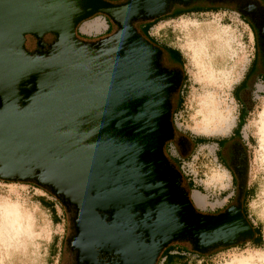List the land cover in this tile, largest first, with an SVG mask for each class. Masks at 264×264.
<instances>
[{
    "label": "water",
    "instance_id": "obj_1",
    "mask_svg": "<svg viewBox=\"0 0 264 264\" xmlns=\"http://www.w3.org/2000/svg\"><path fill=\"white\" fill-rule=\"evenodd\" d=\"M227 1L264 37L261 0H0V180L63 205L71 264H157L175 242L207 254L254 238L243 143L231 165L235 203L201 212L165 153L183 70L163 67L165 51L136 26L175 6ZM97 14L114 31L81 38L79 25Z\"/></svg>",
    "mask_w": 264,
    "mask_h": 264
},
{
    "label": "rangeland",
    "instance_id": "obj_2",
    "mask_svg": "<svg viewBox=\"0 0 264 264\" xmlns=\"http://www.w3.org/2000/svg\"><path fill=\"white\" fill-rule=\"evenodd\" d=\"M95 18L104 22L102 28L97 32H83L81 25ZM85 21L79 25L77 33L87 40L105 37L116 27L101 14ZM149 22L136 25L143 35L147 36L144 26ZM250 27L238 8L231 5L217 11L168 17L152 27L153 38L149 37L163 50L169 46L182 55V66H178L183 70V80L173 98L174 141L167 143L165 153L182 175L190 178L193 189L201 190L202 194L194 193V201L198 210L204 213H219L235 203L237 197L231 157L225 163L220 159L217 143H198L195 139L216 140L233 135L242 107L234 90L251 66L255 52ZM35 46L34 39L28 37L27 48ZM166 54L162 65L170 69ZM250 83L253 85L252 81ZM252 87L243 94L242 100L248 109L240 129L241 137H235V140L243 143L248 157V195L244 209L252 225L259 228L262 239L258 246L240 243L207 254L193 251L187 242H175L169 247L183 253H174L179 256L175 258L176 264H264V83L258 81ZM208 94L210 97H206ZM212 94L216 98H212ZM181 135L193 139L194 144L191 147L182 144ZM183 183L189 190L185 179ZM4 200L18 209L21 223L11 229L10 224H6L0 230V264H68L70 257L65 238L69 233V221L63 205L34 184L0 180V202ZM46 202L53 203L55 213ZM25 225L28 226L26 229ZM161 259L159 264H162ZM166 264H172V261Z\"/></svg>",
    "mask_w": 264,
    "mask_h": 264
},
{
    "label": "trees",
    "instance_id": "obj_3",
    "mask_svg": "<svg viewBox=\"0 0 264 264\" xmlns=\"http://www.w3.org/2000/svg\"><path fill=\"white\" fill-rule=\"evenodd\" d=\"M261 1L264 2V0H261ZM221 8H225V7H223V6H204V5H194V6H190L188 8H179L178 7V8H176V10H173L171 13H169V14H167V15L159 18V19L150 21L148 24H146L144 26V28H146V30L148 31L149 28L152 27L153 25H155L157 22H159V21H161L163 19H166L168 17L173 18V17H177V16H180V15H184V14H188V13H192V12L217 11L218 9H221ZM243 19L246 20L244 17H243ZM146 37L148 39H150L149 36H148V32H147V36ZM164 51L171 57V59L173 58L172 61L177 62L178 65L182 66V61H181L182 55H181V52L179 50H177L175 48H172V47H169V46H166L164 48ZM254 73H255V67H253V65H252L251 68H250L249 74H248V76L245 79L248 80V78H250V76L253 75ZM240 90H243V84H239L235 88L234 93L236 94ZM177 97H178L177 100H179V98H180L179 94L177 95ZM237 101L241 102L242 107H241V110H240V113H239L238 123H237V125H236V127L234 129V132H233V136H230V137H227V138L216 139V140L215 139H206V138H197V139H195V141L198 142V143H206V142L212 141V142L217 143L218 146H221V145L226 144L233 137L234 138L235 137L240 138L241 137L240 129L244 125V116H245V113L247 112L248 107H247L246 104H244V102L242 100H239V98L237 99ZM178 102H180V100ZM183 178L185 179L186 185H187V187L190 190L193 187V184L185 176H183ZM195 189L201 191L199 188H195ZM247 195H248V189L246 188L245 191H244V194H243V199H242L243 213H244V215L246 217H247V214L245 212L244 207H245V202H246ZM46 205L51 209V211L53 213H55V209H54L53 203L46 202ZM253 228H254V231H255L254 238L252 240H250V241H243V242H241V244L250 242V243L258 246V244L261 241L262 237H261L259 228L255 227V226H253ZM238 244H240V243H238ZM238 244H236V245H238ZM168 248H169V246L162 252V254L159 257V259L164 256V252L167 251ZM173 258H179V256L178 255H174L169 260L172 261ZM159 259H158V261H159ZM166 260H167V258L165 259V261ZM165 261H164V263H165Z\"/></svg>",
    "mask_w": 264,
    "mask_h": 264
},
{
    "label": "flooded vegetation",
    "instance_id": "obj_4",
    "mask_svg": "<svg viewBox=\"0 0 264 264\" xmlns=\"http://www.w3.org/2000/svg\"><path fill=\"white\" fill-rule=\"evenodd\" d=\"M261 3L264 5L263 1H261ZM194 5L223 6V7H228V8L231 5H235V7H237V8L240 7V3L238 1H227V3H225L224 5H212V4L210 5L207 3H200V2L197 4H194ZM242 17H244V16H242ZM244 18L247 20L248 24H250V26L255 31L256 41H255L254 61H255L257 73L264 78V37L259 35L258 28H256L248 18H246V17H244ZM85 22H87V21H85ZM166 55H167L166 60H169L168 62L170 63V66H171L170 69L176 68L178 66V64L176 62L172 61L173 58L171 59V57L168 54H166ZM239 100H242V99H239ZM244 104H246V103L244 102ZM231 136H233V135H231ZM187 138L189 139V143L182 138H181V143L185 144V145L187 144L188 146L191 147L194 144V140L189 138V137H187ZM235 143H236V140L233 137L226 144L218 146L219 147L218 152H219L220 158L223 162L228 163L229 157H231V159H232L231 164H233V162L235 161V158H236L235 151H237V148L234 146ZM230 167H231V165H230ZM67 253L70 257V261L68 262V264H71L72 256L68 251H67ZM157 264H159V261L157 262Z\"/></svg>",
    "mask_w": 264,
    "mask_h": 264
},
{
    "label": "crops",
    "instance_id": "obj_5",
    "mask_svg": "<svg viewBox=\"0 0 264 264\" xmlns=\"http://www.w3.org/2000/svg\"><path fill=\"white\" fill-rule=\"evenodd\" d=\"M103 24H104V22L103 21H101L100 19H98V18H95V19H92V20H90V21H87V22H84L82 25H81V30L83 31V32H86V33H92V32H97V31H99L101 28H102V26H103ZM247 24H248V22H247ZM249 25V24H248ZM155 25H153L152 27H154ZM152 27H150L149 28V30L147 31L148 32V36L149 37H152L153 38V34H152V32H151V30H152ZM250 29H251V36L253 37V41H254V46H255V41H256V38H255V31L253 30V28L252 27H250ZM253 65V67H255V73L253 74V75H251L250 76V78H248V80H246L245 78L248 76V74H249V71H250V68H251V66ZM251 66L248 68V70H247V72H246V74L243 76V78L240 80V82H239V84H243V90H240L239 92H237L236 93V95L238 96V98L239 99H242L243 98V94L245 93V92H248L250 89L252 90V86H254L255 84H256V82H258V81H261L262 83H264V78L261 76V75H259L258 73H257V70H256V66H255V61H254V56H253V61H252V64H251ZM246 80V81H245ZM253 82V85H251V83L250 82ZM252 87V88H251ZM263 93H264V90H263ZM212 98H216L215 97V95L214 94H212ZM214 131H218L217 129H214ZM233 177H232V175H231V179H232ZM189 180H190V178H188ZM194 186V185H193ZM194 187H192L190 190H191V193H190V195H191V197L193 198V200H194V193L195 192H198V193H200V194H202L201 193V191H199V190H196V189H193ZM195 195H199V194H197V193H195ZM205 205H206V200H205ZM177 248H174V247H169L168 248V250L167 251H165L164 252V256L162 257V264H166V262L167 261H169V259L172 257V256H174V253H177V254H183L182 252H177V250H176ZM167 258V260L165 261V259ZM164 261H165V263H164ZM176 259L175 258H173L172 259V264H176Z\"/></svg>",
    "mask_w": 264,
    "mask_h": 264
},
{
    "label": "bare ground",
    "instance_id": "obj_6",
    "mask_svg": "<svg viewBox=\"0 0 264 264\" xmlns=\"http://www.w3.org/2000/svg\"><path fill=\"white\" fill-rule=\"evenodd\" d=\"M205 97V95H204ZM206 97H210V94H208V96ZM263 116H264V108H263ZM209 128H216V127H219V126H215V127H212V126H208ZM264 128V120H263V126ZM222 129H224L223 127H221ZM8 200H4V201H1L0 202V230L3 229L6 224H10V229L17 226L19 224L20 226V223H21V215H20V212L18 211L17 208H13V206L11 204H8ZM27 225V224H26ZM24 226L25 229L26 227L28 226Z\"/></svg>",
    "mask_w": 264,
    "mask_h": 264
}]
</instances>
